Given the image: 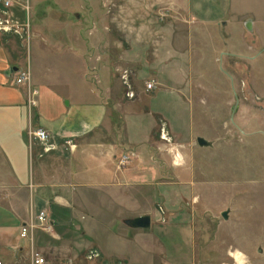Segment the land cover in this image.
I'll use <instances>...</instances> for the list:
<instances>
[{
    "label": "crops",
    "instance_id": "crops-1",
    "mask_svg": "<svg viewBox=\"0 0 264 264\" xmlns=\"http://www.w3.org/2000/svg\"><path fill=\"white\" fill-rule=\"evenodd\" d=\"M27 1V9L25 2L15 0L0 16L6 22L0 24V264H7L5 253L26 248L27 242L18 237L19 226L41 210L49 230L35 229L34 240L49 235L48 241L57 244L62 229L66 234L85 235L81 243L94 241L100 259L108 263L203 264L195 258L193 227L175 224L167 215L163 224L157 223V212L152 228L153 213L137 212V189L157 184L156 176L166 164L152 158L146 143L148 129L131 136L128 116L134 113L127 109L131 99L109 96L107 87L87 89L85 72H81L86 67L79 66L77 71L75 65H67L66 56L62 69L55 64L54 70L50 68L48 81L29 67V86L15 83L23 46L21 40L10 37L14 33L21 39L24 34L36 35L29 31L34 25L35 0L31 6ZM115 5L118 10L146 11L147 22L160 30L166 29L169 20L190 27L197 41L192 49L199 52L198 57H205L206 52L215 57L223 49V69L242 70L243 64L231 58H249L248 81L243 85L256 96L257 115L264 118V0H119ZM119 17L113 22L120 26L134 21ZM82 39L84 55L87 39ZM160 45H153L149 56L145 54V63L156 76L153 85L162 74L176 73L177 68H169L171 55L162 52ZM53 57L61 62L57 54ZM193 63L201 73L202 62ZM180 68L183 73V63ZM87 90L94 98H88ZM117 112L120 120L113 118ZM35 127L47 131L46 142L29 137L28 131ZM122 154L129 159L119 166ZM141 214L149 215V227L133 228L125 223ZM174 214V219L183 217Z\"/></svg>",
    "mask_w": 264,
    "mask_h": 264
},
{
    "label": "rangeland",
    "instance_id": "rangeland-1",
    "mask_svg": "<svg viewBox=\"0 0 264 264\" xmlns=\"http://www.w3.org/2000/svg\"><path fill=\"white\" fill-rule=\"evenodd\" d=\"M117 1L35 0L34 25L29 31L36 35L24 34L21 39L14 33L15 37H10L22 42L18 69L28 64L35 75L48 81L50 68L54 70L55 64L62 69L66 56L67 65H75L77 71L79 66L86 67L81 72H85L87 89L107 87L109 96L131 99L127 108L134 113L128 116L131 136L148 129L146 143L152 158L166 164L156 176L157 184L137 189V212L153 213L152 228L157 212V223L163 224L167 215L175 224L193 227L197 263L235 264L228 252L239 249L249 264H264V118L257 115L256 96L243 85L248 81L251 60L231 58L237 65L243 64L242 70L223 69V49L215 57L207 52L198 57L199 52L192 49L197 41L190 27L169 20L166 29L160 30L147 22L146 11L118 10ZM2 9L0 4V16ZM119 16L134 21L120 26L113 22ZM81 37L87 39L84 55ZM158 44L162 52L171 55L169 68L175 71L177 66L176 73L162 74L146 91L144 83L156 76L145 63V54L149 56ZM196 61L203 64L201 73L194 66ZM127 88L131 97L125 94ZM87 95L94 98L88 90ZM119 116L117 112L113 118L118 120ZM197 137L209 145L199 146ZM177 152L185 158L181 167L173 163ZM134 159L138 161V153ZM223 210L225 219L220 215ZM176 212L183 217L174 219L171 215ZM48 236L33 237V252L43 258V264H114L100 259L94 241L81 243L85 235L66 234L61 229L57 244H51ZM65 237L70 242H63ZM29 251L27 245L19 246L3 259L7 264H28Z\"/></svg>",
    "mask_w": 264,
    "mask_h": 264
},
{
    "label": "built area",
    "instance_id": "built-area-1",
    "mask_svg": "<svg viewBox=\"0 0 264 264\" xmlns=\"http://www.w3.org/2000/svg\"><path fill=\"white\" fill-rule=\"evenodd\" d=\"M0 4L4 8V10L1 11V15H2V14H5V9H7L10 6L11 0H0ZM1 18L2 17H0V24L6 23V22L1 21ZM121 77L124 80L123 83H125L126 87H128L129 85H127V83H126L127 79L125 78L126 77L125 73H123L121 75ZM30 79H31V73H30V69H29L28 64L24 68L17 69L15 71V75H14L15 83L29 86ZM152 86H153L152 81H146L144 83L145 90L151 89ZM29 93L34 94V91H30ZM125 94L127 97L132 96V92L128 88H127ZM27 102L29 104H31V103H33V99L28 98ZM28 135L31 138L37 139L41 143L46 142L47 137H48L47 131L45 129H43L42 127H35L33 129H30L28 131ZM175 156H176V153L173 154V158ZM128 159H129L128 155L122 154L118 158L117 164L119 166H122L128 161ZM35 229H40L43 231L49 230V225L46 223L45 212L43 210L38 211L26 223L21 224L19 226V229H18V237L21 239H24L27 242V246L29 247V250H30L29 251V262H28V264H43V258L41 256H39L37 253L33 252V249H32Z\"/></svg>",
    "mask_w": 264,
    "mask_h": 264
},
{
    "label": "water",
    "instance_id": "water-1",
    "mask_svg": "<svg viewBox=\"0 0 264 264\" xmlns=\"http://www.w3.org/2000/svg\"><path fill=\"white\" fill-rule=\"evenodd\" d=\"M196 143L199 146H208L209 142L205 141L203 138L201 137H197L196 138ZM220 215L223 219L226 218V211L223 210L220 212ZM125 223L133 228H147L149 227V215L148 214H141V215H137L135 217L129 218L125 221Z\"/></svg>",
    "mask_w": 264,
    "mask_h": 264
},
{
    "label": "clouds",
    "instance_id": "clouds-1",
    "mask_svg": "<svg viewBox=\"0 0 264 264\" xmlns=\"http://www.w3.org/2000/svg\"><path fill=\"white\" fill-rule=\"evenodd\" d=\"M173 163L177 167L183 166L185 163L184 156L181 153L177 152L176 156L174 157ZM228 254L233 258L235 264H249L248 257L239 249H236L234 251L230 250Z\"/></svg>",
    "mask_w": 264,
    "mask_h": 264
}]
</instances>
